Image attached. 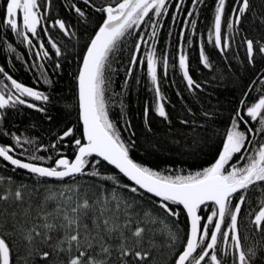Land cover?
Masks as SVG:
<instances>
[{
  "label": "snow or ice",
  "instance_id": "obj_1",
  "mask_svg": "<svg viewBox=\"0 0 264 264\" xmlns=\"http://www.w3.org/2000/svg\"><path fill=\"white\" fill-rule=\"evenodd\" d=\"M85 3H88V0H85ZM203 3L204 0H193V10L187 12V17L192 18L198 12V5ZM227 3L228 0H216L212 27L207 34L208 43H214L221 54L231 47L230 39L222 35L223 27L226 25L231 32L234 26L241 23L251 8L250 0H235L238 7L232 8L231 16L228 21H225ZM50 4L51 0H47L46 7ZM183 4L184 0H179L176 6L177 12L182 10ZM73 7L81 18L85 16L80 8L74 5ZM96 10L105 13L106 17L90 39L77 77L83 140L77 138L73 141L74 159L70 160L61 155L53 161L52 166L24 162L10 154L15 151L11 145L0 146V158L17 169L27 170L37 178H54L60 181L84 175L100 177L101 173L95 165L101 164L102 161L107 162L132 182L134 186L124 185L125 188L130 189L131 193L139 192L141 195L148 193L158 198V207L167 216L178 218L180 215L171 207L172 205L182 206L186 212L187 217L190 218V233L185 247L175 259V264H206V261H210V264H228V260L222 259L218 252H222L223 257H231L232 264H254L258 249L255 246L247 250L244 248L238 221L249 190L259 186L261 191H264V144L256 148L252 155L245 154L246 146L254 143L257 132H264V97L246 107L247 117L257 121L260 128L253 131L249 127L247 131H242L240 122L247 125L248 121L237 111L236 116L239 117V121L233 118L231 127L225 134L222 150L210 167L187 175H173L166 174L167 170L157 171L136 162L130 155L131 147L135 142L125 143L120 129L109 117V104L105 93L109 90L111 78L106 76V73L116 71L112 63L120 44L126 37L138 31L146 18L151 21L150 13L156 18L168 14V0H118L115 6L109 5ZM19 17H22V25L18 22ZM43 19L44 14L38 0H6L4 23L28 45L33 44L29 33L37 36ZM173 20L175 21L176 17H173ZM184 24L193 35L196 34L195 19H191L190 22L186 20ZM56 26L64 35H70L63 20H56L53 27ZM160 27L162 25L159 23H150L149 40L154 41L150 46L143 35L138 37L129 62L124 87H127L128 80L132 78L133 69L146 61V75L154 95L152 111L170 123L166 107L167 100L161 90L160 79L161 66L163 75H167L169 59L167 51L158 55L155 46ZM179 39L181 43L178 45V68L186 81L187 88L192 91L200 85L192 78L189 71V57L184 50L183 30ZM49 42L55 50V55H62L60 47L51 38ZM245 43L249 63L253 64L256 52L264 54V45L256 48L251 39L246 40ZM142 44L149 47V51L145 53V59L138 60ZM8 47L11 51H15L11 45ZM40 48L44 49L43 42ZM43 56L49 57L46 49L43 51ZM200 60L205 68L212 67L203 44L200 46ZM39 67L42 68V66ZM59 67L60 65L56 64V68ZM0 74L10 81L9 85L0 80V121L4 118V110L15 109L18 105H26L40 112L45 111L43 107L30 103L25 98L47 102L48 95L18 82L5 72L3 67H0ZM41 78L44 79V83L51 82L47 78L46 70L41 71ZM136 83L139 84L140 81L137 79ZM244 103L242 100L241 105ZM120 106L123 112L125 105L121 102ZM148 115L149 106L146 104L144 109L146 121ZM181 123L190 122L183 120ZM127 124L130 131L131 124L130 122ZM148 130H151L150 126ZM249 134H251V140ZM132 135L135 133L133 132ZM70 136H73L71 128L58 138V142ZM13 140L20 147H23V143H34L27 138H24L22 143V138L15 135ZM51 147L55 148L56 144L54 143ZM42 150L47 149L43 146L34 149L29 159L44 161L45 157L36 155V152ZM96 157L99 159H94ZM234 158L238 161L246 160V163L240 166L234 162ZM47 159L51 160V157ZM89 166H92L94 170L86 172ZM101 178L117 182L114 176ZM4 181L5 178L0 177V185H3ZM25 187L21 185L15 191L10 187L0 191V205L4 206L0 208V218H3L0 224L4 228L10 224L13 237L19 234L22 240L26 241L27 246L33 245L39 238L41 243L51 247V253L45 251L40 254L45 261H48L50 255L55 254L58 257L61 253H66L68 256L66 264H132L133 260L137 264H146L151 255L150 252L141 250L146 241L149 246L155 247L157 233H167L173 242L177 239L168 225L164 224L151 210L144 209L142 204H137L134 200L119 199L115 189L112 190L110 197L102 190L100 196L90 201L87 190L81 196L79 185H64L59 193H52L46 186L50 194L34 206L25 201L23 191ZM65 192L73 194L65 196ZM233 200L237 202L233 204ZM50 202L54 204L51 210L48 209ZM260 203L261 207L255 213L251 223L258 232L264 233V200ZM208 205L215 207L210 210L206 222L202 224L205 217L200 213L202 208ZM9 208H12V211L9 212ZM157 223L162 224V227L154 228L153 226ZM261 247L264 248V245ZM30 254L31 250H29ZM0 264H18L14 261L10 241L3 233H0ZM51 264H57L56 260L53 259ZM60 264L65 262L61 261Z\"/></svg>",
  "mask_w": 264,
  "mask_h": 264
},
{
  "label": "trees",
  "instance_id": "obj_2",
  "mask_svg": "<svg viewBox=\"0 0 264 264\" xmlns=\"http://www.w3.org/2000/svg\"><path fill=\"white\" fill-rule=\"evenodd\" d=\"M63 2V0H54L53 9L56 13H63V16L69 17L63 21L72 27L73 32L66 36L59 32H51L46 37L40 36L47 45L51 44L49 42L51 38L60 47L62 55L56 56L55 51L49 50L47 62L39 64L32 62L37 58L29 54L28 50L31 49H28L29 45L4 23L6 0H0V65L5 72L19 82L35 87L49 96L47 102L28 99V102L43 107L44 112L28 108L26 105L4 110V118L0 121V145H11L15 149L12 153L15 157L44 166H52L53 161L61 155L70 160L73 159L75 156L74 139L83 140L77 77L90 39L104 20L103 12L89 8L84 9L83 18L67 13ZM257 6L259 7V3ZM208 22V19L203 21L205 25ZM163 23V28L167 27V22L163 21ZM243 30L246 35L254 38L256 48L260 46L258 40L264 42V18L245 19ZM137 32L126 37L120 44L112 63L116 71L106 73V76L111 78L109 90L105 93L109 104L110 119L120 129L125 143L135 142L131 147L130 155L140 164L157 171L167 170L166 174L173 175H187L210 167L222 150L225 134L230 129L233 118L239 121V117L236 116L237 111L243 115L246 107L264 96V54L256 52L253 58L254 63L250 64L244 35L238 36L239 49L237 51L228 50L223 54L217 50L205 51L212 65L210 69L205 68L201 63L200 51L196 49L186 51L189 57L190 74L200 85L199 88L190 91L178 68V51L168 48L169 37L161 33L159 46L156 49L158 55L167 51L169 59L170 66L167 75H163L162 66L160 70L161 90L167 100L169 123L152 111L154 95L146 75V61L133 69L132 78L128 80L127 87H124L134 46L140 36ZM9 45L15 51H11ZM148 51L149 49L142 44L138 60L145 59V53ZM56 64L60 65L58 69ZM42 70H46L50 83H44V79L41 78ZM137 79L140 81L139 84L136 83ZM0 80L10 85L6 77L0 76ZM121 93L123 95H120ZM242 100L245 102L244 105H241ZM121 102L125 105L123 112ZM146 104L149 106L147 121L144 116ZM183 120H188L190 123L183 124L181 123ZM127 122L131 124L130 131ZM244 125L241 121L240 129L247 131L248 128ZM251 126L253 131L260 128L259 123L256 127ZM69 128L73 130V136L58 142V138ZM133 132L135 135H132ZM14 135L20 136L22 143L24 138L34 143H23V147L17 146L13 140ZM249 139H252L251 134H249ZM54 143L56 147L52 148L51 145ZM261 144H264V132H257L254 143L246 146L245 154L252 155ZM41 146L47 150L38 151L36 155L45 157V160H30L29 157L34 149ZM48 157H51V160L47 159ZM234 162L242 166L246 160L238 161L234 158ZM95 168L100 171V177L84 175L60 181L54 178H37L34 174L17 169L0 158V177L5 178L4 184L0 185V191L9 187L15 191L21 185L26 186L23 189L25 201L35 206L50 194L46 186L52 193H59L64 185H79L81 196L87 190V197L90 201L100 196L102 190L110 197L112 190L115 189V194L119 199L134 200L137 204H142L144 209L151 210L177 236L173 242L167 233H157L154 241L155 247L149 246L146 241L144 248L141 249L151 253L146 264H175V259L185 247L189 235V220L182 206H171L180 213L178 218L167 216L158 207V198L148 193H143V195L139 192L131 193L129 188H125L124 185H134L114 167L102 161L101 164L95 165ZM93 170V167L89 166L86 172ZM107 176L116 177L117 182L101 178ZM72 194L65 192V196ZM262 200H264V191H261L259 186L250 189L238 221L244 248L247 250L255 246L258 249L254 264H264V248L261 247L264 245V233L258 232L251 223L255 213L261 207ZM236 202L233 200V204ZM3 207L0 205V208ZM53 207L54 204L50 202L48 209L51 210ZM214 207V205H208L202 208L200 214L205 217L202 224L206 222V217ZM8 211H12V208ZM153 227L160 228L162 224L157 223ZM0 233L9 239L13 248L14 261L18 264H51L53 259L57 264L61 261L66 264L68 258L66 253H61L58 257L55 254L50 255L48 261L42 259L40 254L45 251L51 253L52 248L41 243L39 238L33 245L27 246L26 241H23L19 234L13 237L10 224L7 228L0 224ZM29 250H31L30 255ZM218 255L222 259H227L228 264H232L231 257H223L222 252H218ZM132 264H137V262L133 260ZM206 264H210V261H206Z\"/></svg>",
  "mask_w": 264,
  "mask_h": 264
},
{
  "label": "flooded vegetation",
  "instance_id": "obj_3",
  "mask_svg": "<svg viewBox=\"0 0 264 264\" xmlns=\"http://www.w3.org/2000/svg\"><path fill=\"white\" fill-rule=\"evenodd\" d=\"M65 9L67 13H72L78 16V13H76L75 7L80 8L82 11L84 9H91V10H96L99 8L107 7L109 5H114L117 1L115 0H88V3H85V0H63ZM39 4L41 5V11L44 14V19L42 20L41 26L38 29V35L37 36H32L31 33H29V38L32 39L33 44L29 45L28 50L29 54L35 56L37 60H33L32 62L34 63H39V64H45L47 62V57L43 56V51L46 49L47 51H55L52 47L51 44H45L43 42V39L40 38V36H49L51 32H59L60 34L64 35V33L58 28V26L53 27L55 24L56 20H64L68 19L69 17L63 16V13H56L54 8V0H51L50 6H47V0H38ZM113 3V4H112ZM192 3L193 0H184V4L182 5V10L180 12L176 11V6L179 4V0H168V14L166 16H162L161 18H156L152 13L149 14L151 17V21H149L148 18H146V22L142 24L138 30L139 35H143L146 40H148L149 46L154 42L152 40H149V36L151 33V28H150V23H159L162 25V27L158 28V36L157 40L155 41V46H159V35L161 33L167 35L169 37V49H173L178 51V45L181 43L179 37L180 33L183 30L184 31V36H185V42H184V50L185 51H191V50H198L200 51V46L203 44L205 51L208 50H217L220 52L214 45V43H208L207 41V34L209 30L212 27V21L214 19V8H215V3L216 0H204L203 4L198 5V12L192 17L189 18L187 17V12L192 11ZM259 3V7L257 4ZM251 8L248 13L244 16L242 19L241 23L238 26H234L231 32L227 29L226 25L223 27V32L222 35L224 37H227L231 41V47L228 50H233L237 51L239 49L238 46V36L244 35L245 41L248 39H251L254 41V38L251 36H248L245 34L243 30V22L245 19H248L249 17H261L264 18V0H250ZM238 7V5L235 4V0H228L226 10H225V21H228L229 17L231 16V11L233 7ZM97 11V10H96ZM106 17V14L104 13V19ZM173 17H176V20H173ZM191 19H195L197 22V31L196 34L193 35L191 30L187 27H185L184 22L188 20L189 22ZM208 19L209 22L205 25L203 23L204 20ZM163 21L167 22V27L163 28ZM18 22L21 23L22 25V17L18 18ZM69 29V33H72V27L70 25H66ZM66 36V35H65ZM41 42L44 43V49L40 48ZM190 42V43H189ZM260 46L264 45V42L261 40H258ZM171 43V44H170ZM254 45L256 46V42L254 41ZM259 46V47H260ZM146 49H149V47H146ZM227 50V51H228ZM27 51V50H26ZM37 53H40V55H37ZM0 67H2L0 65ZM0 76H4L3 74H0ZM15 79V78H14ZM18 81V80H17ZM19 82V81H18ZM22 83V82H21ZM26 86L31 87L30 85L25 84ZM36 89L35 87H33ZM37 90V89H36ZM262 97V96H261ZM260 97V98H261ZM25 99H31V98H25ZM258 101V99H257ZM255 101L254 103H256ZM245 120L248 121L247 125H244L245 128L256 127L258 124L257 121H252L251 118L247 117L246 115V108L243 111V115Z\"/></svg>",
  "mask_w": 264,
  "mask_h": 264
},
{
  "label": "water",
  "instance_id": "obj_4",
  "mask_svg": "<svg viewBox=\"0 0 264 264\" xmlns=\"http://www.w3.org/2000/svg\"><path fill=\"white\" fill-rule=\"evenodd\" d=\"M85 54H86V52H85ZM82 66V65H81ZM78 97H79V86H78ZM258 102V101H257ZM80 120H81V114H80ZM81 123H82V120H81ZM83 126V125H82ZM1 146V145H0ZM10 154H12V153H10ZM13 155V154H12ZM15 158H17V157H15ZM19 159V158H18ZM74 159V158H73ZM22 160V159H21ZM24 162H29V161H25V160H23ZM7 162V161H6ZM8 163V162H7ZM32 163H34V162H32ZM107 163V162H106ZM37 164V163H36ZM109 165V164H108ZM12 166V165H11ZM44 166V165H43ZM110 166H112V165H110ZM14 167V166H13ZM112 167H114V166H112ZM115 168V167H114ZM24 170V169H23ZM25 171H27V170H25ZM28 172V171H27ZM131 182V181H130ZM188 220H189V233H190V218H188Z\"/></svg>",
  "mask_w": 264,
  "mask_h": 264
},
{
  "label": "bare ground",
  "instance_id": "obj_5",
  "mask_svg": "<svg viewBox=\"0 0 264 264\" xmlns=\"http://www.w3.org/2000/svg\"><path fill=\"white\" fill-rule=\"evenodd\" d=\"M116 5V4H115ZM115 5H113V6H115ZM102 24V23H101ZM98 30V29H97ZM93 38V37H92ZM82 65V64H81ZM81 68V67H80ZM264 97V96H263ZM79 98V97H78ZM82 140V139H81ZM68 158V157H67ZM117 170V169H116ZM118 171V170H117ZM123 175V174H122ZM126 178V177H125ZM132 183V182H131Z\"/></svg>",
  "mask_w": 264,
  "mask_h": 264
}]
</instances>
